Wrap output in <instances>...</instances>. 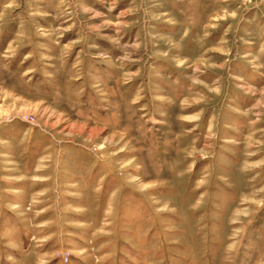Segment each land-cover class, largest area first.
<instances>
[{"label":"rangeland","instance_id":"obj_1","mask_svg":"<svg viewBox=\"0 0 264 264\" xmlns=\"http://www.w3.org/2000/svg\"><path fill=\"white\" fill-rule=\"evenodd\" d=\"M0 264H264V0H0Z\"/></svg>","mask_w":264,"mask_h":264}]
</instances>
